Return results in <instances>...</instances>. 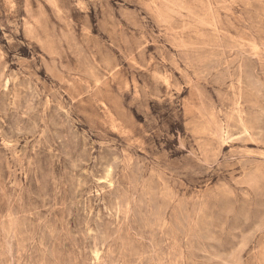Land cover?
<instances>
[{"label": "rangeland", "instance_id": "1", "mask_svg": "<svg viewBox=\"0 0 264 264\" xmlns=\"http://www.w3.org/2000/svg\"><path fill=\"white\" fill-rule=\"evenodd\" d=\"M0 264H264V0H0Z\"/></svg>", "mask_w": 264, "mask_h": 264}]
</instances>
